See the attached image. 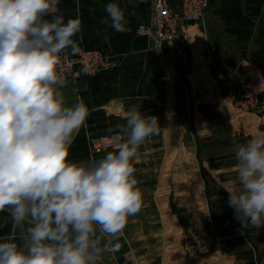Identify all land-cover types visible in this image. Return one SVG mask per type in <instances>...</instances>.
<instances>
[{
    "label": "crops",
    "instance_id": "crops-1",
    "mask_svg": "<svg viewBox=\"0 0 264 264\" xmlns=\"http://www.w3.org/2000/svg\"><path fill=\"white\" fill-rule=\"evenodd\" d=\"M172 1L179 6L182 0ZM112 2L126 9L128 31L103 23L104 7ZM211 2L202 19L182 22L189 46L175 56L137 32L153 15L152 1L59 0L57 14L81 21L74 37L78 47L99 50L111 62L108 70L94 77L82 72L61 89L68 105L82 101L89 109L68 160L99 159L109 152H93L91 140L115 133L133 107L158 117L161 126L133 161L142 208L128 218L116 241L119 250L98 264H177L175 252L182 247L186 254L184 237L208 246L188 264H264V227L242 228L221 187L236 176L233 143L264 135V0ZM211 61L256 91L263 108L248 114L235 110L217 88ZM180 167L189 169L188 188L162 189ZM11 240L19 243L7 211L0 212V242Z\"/></svg>",
    "mask_w": 264,
    "mask_h": 264
},
{
    "label": "clouds",
    "instance_id": "clouds-1",
    "mask_svg": "<svg viewBox=\"0 0 264 264\" xmlns=\"http://www.w3.org/2000/svg\"><path fill=\"white\" fill-rule=\"evenodd\" d=\"M59 0H0V212L19 238L0 242V264H98L116 241L143 193L133 161L159 135L156 116L135 107L116 126V151L72 162L69 148L89 109L68 105L61 55L79 51V19L58 13ZM117 32L129 30L126 9L104 7ZM48 17V18H46ZM111 131V130H110ZM236 176L221 187L242 228L264 227V135L233 143Z\"/></svg>",
    "mask_w": 264,
    "mask_h": 264
},
{
    "label": "built area",
    "instance_id": "built-area-1",
    "mask_svg": "<svg viewBox=\"0 0 264 264\" xmlns=\"http://www.w3.org/2000/svg\"><path fill=\"white\" fill-rule=\"evenodd\" d=\"M145 1L153 2L154 12L149 20L139 23L137 32L146 35L160 47H168L175 56L182 55L189 46L181 28L182 22L202 19L212 6L211 0H182L179 6H175L172 0ZM110 63L109 58L101 51L79 47L75 54L69 50L61 55L57 70L66 83L76 81L82 72L88 77H94L108 70ZM213 66L215 82L220 92L233 105L247 113L258 112L263 108L256 91L246 88L241 80L220 63L213 62ZM119 143L116 132L110 133L93 138L91 149L93 152L116 151ZM184 248L187 259H193L198 253L208 250L206 243L194 237H187Z\"/></svg>",
    "mask_w": 264,
    "mask_h": 264
},
{
    "label": "rangeland",
    "instance_id": "rangeland-1",
    "mask_svg": "<svg viewBox=\"0 0 264 264\" xmlns=\"http://www.w3.org/2000/svg\"><path fill=\"white\" fill-rule=\"evenodd\" d=\"M214 62V61H213ZM213 62L211 61V67H212V77H213V79H214V81H215V78H214V66H213ZM216 83V82H215ZM217 84V83H216ZM217 88L219 89V87L217 86ZM220 91V90H219ZM221 93V92H220ZM221 95L223 96V97H226L223 93H221ZM227 98V97H226ZM229 101H230V99L229 98H227ZM234 108H235V110H237V111H239L241 114H248V113H246V112H244V111H242V110H240L238 107H236L235 105H234ZM187 169L188 168H184V167H180L179 169H178V175H177V177H174V176H171L170 174V176H168V178L166 177V181L163 183V187H162V189H165L166 191H168V190H170L171 189V185H173L175 188H177V190H181V189H184V188H188V184L190 185V183H188L187 181H184V180H186V178H187V174H189V169H188V171H187ZM180 174V175H179ZM171 178H174V179H171ZM167 179H169V181H167ZM196 184H197V181H195V183H194V186H196ZM161 188V187H160ZM184 195V194H183ZM184 201H185V198L183 199ZM186 239H187V237H184V239H183V244H184V242L186 241ZM167 251H169V250H167ZM167 253V252H166ZM175 253H179V259H178V262H177V264H188V260H187V258H186V254H185V252H184V250L182 249V247H181V251H177V252H175ZM163 264H171V263H169V262H167L166 261V263H163Z\"/></svg>",
    "mask_w": 264,
    "mask_h": 264
}]
</instances>
